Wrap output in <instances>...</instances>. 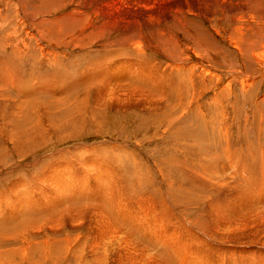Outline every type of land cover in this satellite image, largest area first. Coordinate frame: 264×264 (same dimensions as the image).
Returning <instances> with one entry per match:
<instances>
[{"label": "rangeland", "instance_id": "rangeland-1", "mask_svg": "<svg viewBox=\"0 0 264 264\" xmlns=\"http://www.w3.org/2000/svg\"><path fill=\"white\" fill-rule=\"evenodd\" d=\"M77 3L0 0V264H264V0Z\"/></svg>", "mask_w": 264, "mask_h": 264}, {"label": "bare ground", "instance_id": "bare-ground-1", "mask_svg": "<svg viewBox=\"0 0 264 264\" xmlns=\"http://www.w3.org/2000/svg\"><path fill=\"white\" fill-rule=\"evenodd\" d=\"M245 1L247 0H77V5H80V9H91L95 11L97 15L103 17V24L100 29L109 28L110 30L121 31L122 42H129L132 48L139 50L140 48L138 47L141 46V43L136 42V38H134L132 34L138 32V26L140 25H155L159 21L161 13L163 14L166 9H169L170 13H173L175 16L184 13H194L210 20L219 12H227L231 4H241ZM34 5L35 7L37 6L35 9ZM34 5L32 6L31 17L41 15V19L44 20L46 15L50 16L52 14V12H45V8L50 6L49 3L42 5V7L37 4ZM39 11L41 13H39ZM23 12H26L25 4L22 6V14H24ZM57 21L59 26L65 25L61 22V17H58ZM134 23L137 25V28L132 30L131 26ZM40 24V20H36L35 25L32 24V29L37 30ZM66 37L68 36L66 35ZM262 55L264 54L262 53ZM168 68H170L171 71L173 69L171 65H169ZM137 71L134 72L136 73ZM167 75L166 77L170 78L171 75ZM98 80L101 81V79ZM139 80L142 81V79ZM44 83L43 81V86L45 85Z\"/></svg>", "mask_w": 264, "mask_h": 264}]
</instances>
